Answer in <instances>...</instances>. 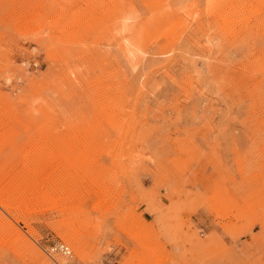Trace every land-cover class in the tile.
Returning a JSON list of instances; mask_svg holds the SVG:
<instances>
[{
  "label": "rangeland",
  "instance_id": "rangeland-1",
  "mask_svg": "<svg viewBox=\"0 0 264 264\" xmlns=\"http://www.w3.org/2000/svg\"><path fill=\"white\" fill-rule=\"evenodd\" d=\"M0 264H264V0H0Z\"/></svg>",
  "mask_w": 264,
  "mask_h": 264
},
{
  "label": "built area",
  "instance_id": "built-area-1",
  "mask_svg": "<svg viewBox=\"0 0 264 264\" xmlns=\"http://www.w3.org/2000/svg\"><path fill=\"white\" fill-rule=\"evenodd\" d=\"M50 251L52 253H60L62 255H69V251H68V248L63 245L62 243L60 242H57L55 244H53L51 247H50Z\"/></svg>",
  "mask_w": 264,
  "mask_h": 264
},
{
  "label": "bare ground",
  "instance_id": "bare-ground-1",
  "mask_svg": "<svg viewBox=\"0 0 264 264\" xmlns=\"http://www.w3.org/2000/svg\"><path fill=\"white\" fill-rule=\"evenodd\" d=\"M123 30H125V26H123L122 31H123ZM24 181H25V180H24ZM26 224H27V223H26ZM66 247H67V246H66ZM67 248H68V247H67ZM68 251H69V249H68ZM69 252H70V251H69Z\"/></svg>",
  "mask_w": 264,
  "mask_h": 264
}]
</instances>
